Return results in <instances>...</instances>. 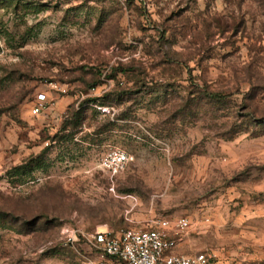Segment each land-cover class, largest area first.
Returning a JSON list of instances; mask_svg holds the SVG:
<instances>
[{
    "label": "rangeland",
    "instance_id": "obj_1",
    "mask_svg": "<svg viewBox=\"0 0 264 264\" xmlns=\"http://www.w3.org/2000/svg\"><path fill=\"white\" fill-rule=\"evenodd\" d=\"M263 1L0 0V264H83L73 228L178 217L176 252L264 264Z\"/></svg>",
    "mask_w": 264,
    "mask_h": 264
},
{
    "label": "built area",
    "instance_id": "obj_2",
    "mask_svg": "<svg viewBox=\"0 0 264 264\" xmlns=\"http://www.w3.org/2000/svg\"><path fill=\"white\" fill-rule=\"evenodd\" d=\"M46 101V94H38L32 113H42ZM129 163L130 156L114 148L101 158L100 167L115 177L124 172ZM190 226L188 218L178 217L174 220L159 219L148 229L123 228L114 231L107 228L90 233L73 228L64 233L63 244L74 248L83 258V264H215L208 252H176L182 235Z\"/></svg>",
    "mask_w": 264,
    "mask_h": 264
},
{
    "label": "trees",
    "instance_id": "obj_3",
    "mask_svg": "<svg viewBox=\"0 0 264 264\" xmlns=\"http://www.w3.org/2000/svg\"><path fill=\"white\" fill-rule=\"evenodd\" d=\"M264 4V1L262 2ZM208 97L214 100H220L223 98V94L220 92H208ZM70 120L65 124V129L69 126H72L73 129H77L82 126L83 121L85 120V109H75L72 110ZM40 157H36L32 159L31 161L27 162L26 164H23L16 170H19V174H24V172H31L35 169L36 163L39 161Z\"/></svg>",
    "mask_w": 264,
    "mask_h": 264
}]
</instances>
